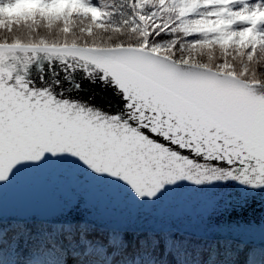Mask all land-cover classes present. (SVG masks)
Returning a JSON list of instances; mask_svg holds the SVG:
<instances>
[{"label":"snow or ice","instance_id":"obj_1","mask_svg":"<svg viewBox=\"0 0 264 264\" xmlns=\"http://www.w3.org/2000/svg\"><path fill=\"white\" fill-rule=\"evenodd\" d=\"M60 162L146 210L203 204L0 212V264H264V0H0V192Z\"/></svg>","mask_w":264,"mask_h":264},{"label":"water","instance_id":"obj_2","mask_svg":"<svg viewBox=\"0 0 264 264\" xmlns=\"http://www.w3.org/2000/svg\"><path fill=\"white\" fill-rule=\"evenodd\" d=\"M202 204V197L173 193L146 210L133 205L114 187L92 179L68 162L21 170L0 192V212L5 221L22 216L52 219L75 206L85 215L107 216L113 221L130 214L143 217L147 211L155 217L189 223ZM253 218L259 223L258 211ZM253 239L255 245L264 247L259 230Z\"/></svg>","mask_w":264,"mask_h":264},{"label":"rangeland","instance_id":"obj_3","mask_svg":"<svg viewBox=\"0 0 264 264\" xmlns=\"http://www.w3.org/2000/svg\"><path fill=\"white\" fill-rule=\"evenodd\" d=\"M261 248L262 247H260V246H256V255L260 254ZM37 255L39 256L40 259L45 260V261L57 259L55 252H47L46 250L38 252Z\"/></svg>","mask_w":264,"mask_h":264},{"label":"bare ground","instance_id":"obj_4","mask_svg":"<svg viewBox=\"0 0 264 264\" xmlns=\"http://www.w3.org/2000/svg\"><path fill=\"white\" fill-rule=\"evenodd\" d=\"M256 259H257V261L259 262V261L262 259L261 255H260V254H257V255H256Z\"/></svg>","mask_w":264,"mask_h":264}]
</instances>
